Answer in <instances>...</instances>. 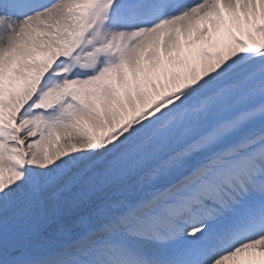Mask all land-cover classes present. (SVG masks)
<instances>
[{
    "label": "snow or ice",
    "instance_id": "obj_1",
    "mask_svg": "<svg viewBox=\"0 0 264 264\" xmlns=\"http://www.w3.org/2000/svg\"><path fill=\"white\" fill-rule=\"evenodd\" d=\"M0 264H264V0H0Z\"/></svg>",
    "mask_w": 264,
    "mask_h": 264
}]
</instances>
